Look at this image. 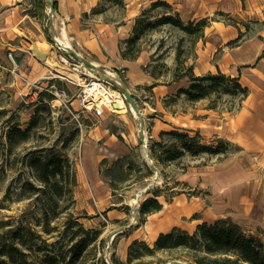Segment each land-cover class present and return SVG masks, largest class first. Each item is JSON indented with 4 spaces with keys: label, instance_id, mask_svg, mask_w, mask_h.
<instances>
[{
    "label": "rangeland",
    "instance_id": "374dc122",
    "mask_svg": "<svg viewBox=\"0 0 264 264\" xmlns=\"http://www.w3.org/2000/svg\"><path fill=\"white\" fill-rule=\"evenodd\" d=\"M35 4L38 5V0L20 3L19 14L24 16L12 27L17 35L10 41L12 48L8 44L0 46V233L6 228L5 221L15 223L19 219L35 231L38 236L29 241L32 249L26 250L32 264H97L99 259L115 264L113 260L127 262L128 246L134 238L153 246L156 236L173 226L192 232L196 223L211 222L221 216L231 198L230 193L229 199L224 194V189L229 192L231 188V183L227 185L229 175L240 162L239 156L244 155L231 139L243 133L232 127L236 125L233 119L232 125L229 121L237 108L249 101L240 103L238 96L223 93L215 101L216 106L209 108L214 96L197 102L183 95L175 96L178 88L189 83L188 76L178 78L175 73L178 47L183 59L179 71L189 64L198 66L199 62L216 64L222 51H216L212 58L202 55L197 61L204 53L201 52L204 37L198 40L181 30L173 20L161 22V16L169 14L170 9L163 5L147 9L149 3L131 17V23L134 26L135 18L147 9L134 51L138 57H145L142 68L149 74L152 72L154 77L150 74L148 82L130 85L124 78V69L115 71L97 64L96 56L85 44L66 36L65 25L69 19L61 16L59 4L45 6L42 19L32 15ZM251 7L254 11L250 9L251 16L235 20L240 22L243 31L247 30L243 38L255 35L263 38L264 0ZM171 10L170 13L175 14ZM126 16L124 0H98L88 10L79 11V27L89 31L94 22H121ZM208 18L231 21L230 17L216 13ZM44 39L49 42L46 57L50 63L57 61L80 76L79 71L84 69L88 73L90 67L96 65L95 69L103 78V73L108 76L109 88L120 92L126 110L119 113L106 107L95 109L88 106V102L84 104L82 91L93 77L89 73L82 75L86 80L77 83L59 74L56 66L49 68L41 58L43 55L34 51V46L40 47L39 42ZM126 39L119 43L121 47L127 46ZM56 43L76 49L85 59V65L79 68L63 63L61 58L68 54L63 48H57ZM75 58L70 60L78 63ZM237 68L242 72L240 66L233 70L236 72ZM252 74L247 73L241 80L248 85L251 99L256 103L263 99L264 83L260 89ZM124 90L130 92L135 106L125 97ZM140 124L144 127L143 141ZM14 126L27 131L26 135L13 130ZM174 127L192 135L198 132L201 143L214 147V151L198 155L185 153L171 160L158 159L155 153L151 154V146L156 141L166 145L173 142V137H160L159 133ZM109 137L118 145L110 142ZM124 144L128 146L127 153L114 152V148ZM43 147L69 158L75 173L71 192L58 196L50 190L54 179L48 185L38 179L29 159ZM161 147H154L157 153ZM263 155L245 161L247 168L255 167L253 161L264 175ZM247 165L242 163L243 168ZM59 178L66 181L68 175L65 173L64 177L57 176V180ZM147 197L158 199L161 210L142 213L141 205ZM80 236L86 238L88 247L73 261L70 245ZM179 254H182L180 250L160 251L126 264L190 263L186 256L175 258Z\"/></svg>",
    "mask_w": 264,
    "mask_h": 264
},
{
    "label": "crops",
    "instance_id": "0c3cea01",
    "mask_svg": "<svg viewBox=\"0 0 264 264\" xmlns=\"http://www.w3.org/2000/svg\"><path fill=\"white\" fill-rule=\"evenodd\" d=\"M23 0H0V46H7L12 48L10 43L17 35L13 32L12 27L19 24L24 15L19 14V5ZM98 0H56V5L59 4V11L69 21L66 23V36L73 37L80 44L96 56L97 64H102L116 69L122 68L125 70L126 82L130 85H141L148 82L151 78L150 74L142 67L145 64L144 58L125 59L120 54V45L122 39L124 40L132 30L131 17L137 15L141 8L148 5L155 0H124L127 16L121 22H94L92 29L79 27L80 18L79 11L88 10L93 7ZM174 11L178 12L180 18L185 20L199 19L200 17L212 16L214 13L220 14L227 18L233 19L249 17L252 5H258L260 0H166ZM261 5V4H260ZM251 9V10H250ZM65 10V11H64ZM131 12L133 14H131ZM254 12V11H253ZM35 17V16H34ZM36 18V17H35ZM37 19V18H36ZM71 31H68V30ZM11 31L13 36L10 37ZM247 30L241 28L240 22L237 25L233 23L224 22L223 19L210 20L209 25L204 27L202 40V53L197 59L200 60L202 55L213 56L216 51L221 50V56L216 64L209 62L208 64L200 63L194 65L198 68L202 75L205 72H216L219 68L226 74L239 75V80L246 76L247 73L252 72L254 79L257 81V86L261 89L264 83V37L250 36L244 37L238 45H228L230 40L237 37L239 33H245ZM72 32V35L71 33ZM11 46V47H10ZM7 47V50H8ZM208 54H207V52ZM235 66L237 68L236 72ZM249 72H245V70ZM244 70V71H243ZM243 84V83H242ZM260 84V85H259ZM244 85V84H243ZM246 86V85H245ZM248 86V85H247ZM168 91V87H167ZM166 93V92H165ZM245 101H249L240 105L235 114L230 118L233 119L232 127L242 131V135L232 137V141L240 147L244 155H240L241 162L234 166V170L230 173L231 188L229 192L224 189L226 197L230 193L231 198L228 200L223 208L221 218L229 216L234 222H237L246 232L257 233L259 236H264V178L263 170L256 167L247 168L248 159L252 156L264 154V94L260 102L253 103L251 99V92ZM242 101V102H243ZM110 142L113 138L109 137ZM118 145V144H117ZM115 153L125 154L128 152L127 145H121L119 148L113 149ZM264 158V155L261 156ZM242 163H245L243 168ZM225 179H228L225 177ZM224 186H226L224 184ZM229 199V197H228ZM230 203V205L228 204ZM223 207V206H222ZM231 207V208H230ZM214 220V219H213Z\"/></svg>",
    "mask_w": 264,
    "mask_h": 264
},
{
    "label": "trees",
    "instance_id": "16d2710c",
    "mask_svg": "<svg viewBox=\"0 0 264 264\" xmlns=\"http://www.w3.org/2000/svg\"><path fill=\"white\" fill-rule=\"evenodd\" d=\"M123 2V0H118ZM47 5L46 0H38V5L33 7L32 15L38 19H42L43 11ZM163 5L169 14H164L159 19L161 22H170L171 20L177 24L181 30L190 33L200 40L203 36L204 27L209 25L210 19L208 17H200L199 19L186 20L185 22L180 18L178 12L170 13L171 4L165 0H155L150 4V8ZM53 7L56 6V0L53 2ZM147 9H143L140 16L135 18L134 26L131 34L127 37L126 47L120 48V54L125 59H137L138 55L135 53V45L140 38L143 16ZM230 23L237 25L235 19L230 17ZM264 24V15L261 19ZM148 26H153V23H147ZM44 31L48 32V28L43 25ZM243 34L239 33L236 38L230 40L228 45H238L242 39ZM49 42H53L51 38L47 37ZM177 68L175 76L178 78L188 76V84L186 87L177 89L175 96L183 95L191 102L203 100V98L214 96L209 108H214L217 98L221 94H228L238 96L240 103L249 95V87L243 85L239 80V75H230L221 71L219 68L216 72H206L202 75L194 73V67L189 64L186 68L179 71L178 66L183 64L182 53L180 48L176 51ZM154 77V74L150 72ZM18 131L21 135H26L25 130L14 126L13 130ZM28 130V129H27ZM168 135L174 138L173 142L166 145L162 141H156L151 146V154L155 153L160 160H171L182 156L183 154L198 155L201 152H213L214 147L201 143V137L198 132L194 135L180 131L178 127L170 130H161L159 136ZM155 146L161 147L160 153H157ZM48 149V152H45ZM105 159V158H104ZM31 167L35 170L38 179L48 185L51 179L50 190L56 195H63L65 192H71V185L74 184L75 173L69 158L64 156L61 152H57L50 148H41L29 159ZM65 173L68 175L66 181L57 180V176L64 177ZM72 177V178H71ZM62 179V178H61ZM155 193V192H154ZM154 195H159L155 193ZM162 204L154 197H147L141 205V212L148 214L153 211H160ZM45 216L48 212L44 211ZM5 221L3 223L6 228L0 233V264H32L28 259L27 249H32L29 241L32 237H37L38 234L31 228L26 226L22 220ZM192 232L173 226L169 231L160 232L154 239L153 246L147 244L144 240L134 238L128 246L127 262L113 260L115 264L133 263L135 260L144 259V257L152 255L156 252H170L180 250L182 254L179 256H186L190 261L189 264H264V239L257 233L246 232L237 222H234L231 217L224 216L214 219L211 222L203 221L195 224ZM86 238L80 236L70 245L71 258L73 261L79 259L84 251L87 249ZM97 264H109L105 260L99 259ZM176 264V263H174Z\"/></svg>",
    "mask_w": 264,
    "mask_h": 264
},
{
    "label": "bare ground",
    "instance_id": "6f19581e",
    "mask_svg": "<svg viewBox=\"0 0 264 264\" xmlns=\"http://www.w3.org/2000/svg\"><path fill=\"white\" fill-rule=\"evenodd\" d=\"M21 31V30H19ZM22 33V32H21ZM35 42V41H34ZM40 43V44H39ZM38 44V46H34V51L40 53L43 55L41 58L46 62L45 64L49 68H55L59 71V74H61L65 78H69L72 81L74 80L77 83H81L84 81V78L81 77L78 72L74 71L73 69H69L68 67L60 64L59 62L55 61V63H50L51 61L46 57L47 50L49 48L48 44L45 39L41 40ZM116 79H119L118 75L115 74ZM74 82V83H75ZM85 83V82H84ZM85 91L88 94H91L94 98V102L96 106L99 108L106 107L108 110L113 112H119L122 113L126 110L127 105L125 103L124 98H122L120 92L117 89L110 90L103 86V84L94 81L92 84H85ZM88 106H92V103L89 102L87 104ZM179 212V211H177Z\"/></svg>",
    "mask_w": 264,
    "mask_h": 264
},
{
    "label": "built area",
    "instance_id": "2783aa9c",
    "mask_svg": "<svg viewBox=\"0 0 264 264\" xmlns=\"http://www.w3.org/2000/svg\"><path fill=\"white\" fill-rule=\"evenodd\" d=\"M48 1H50V2H48ZM46 2H47V5L49 4V3H51L50 4V6L52 5V3H53V0H46ZM46 5V6H47ZM56 45H57V48H63L64 49V52H65V54H68L67 56H65V57H62L61 59V61L64 63H69V66L71 65V64H73L74 66H76V67H82L83 65H85V59L78 53V51H76V49H74V48H72L71 46H62V45H60V44H58V43H56ZM75 56H76V58H75ZM69 57V58H68ZM70 58H75V59H77L79 62L78 63H74L72 60H70ZM95 67H96V65H94V66H91L90 67V71H88V73H89V75L90 76H92L93 78L90 80V82H88V83H86V84H92L94 81H97V82H99V83H101V84H103V86L104 87H106V88H108V89H110L111 90V88H109V86H108V84H107V75L105 74V73H103V75H104V78L101 76V72L100 71H97L96 69H95ZM108 71V70H107ZM79 73L80 74H82V75H85V74H88L87 73V71H84V69L83 70H81V71H79ZM107 73H110V71H108ZM81 75V76H82ZM84 78V81L86 80V76L85 77H83ZM84 84V83H83ZM93 97H95V96H92L91 94H88V93H86V91H85V87H84V89H83V91H82V100H83V103L85 104L86 102H91L92 103V107H94L95 109L97 108H99L98 106H96L95 105V103H93L94 102V98ZM85 107H86V105H84ZM100 109V108H99Z\"/></svg>",
    "mask_w": 264,
    "mask_h": 264
},
{
    "label": "water",
    "instance_id": "95a60500",
    "mask_svg": "<svg viewBox=\"0 0 264 264\" xmlns=\"http://www.w3.org/2000/svg\"><path fill=\"white\" fill-rule=\"evenodd\" d=\"M123 93H124L125 97L130 100L131 104L133 106H135L134 98H132V95L130 94V92L127 90H124ZM139 127H140V139L143 141L144 140V137H143L144 127L142 124H140Z\"/></svg>",
    "mask_w": 264,
    "mask_h": 264
}]
</instances>
